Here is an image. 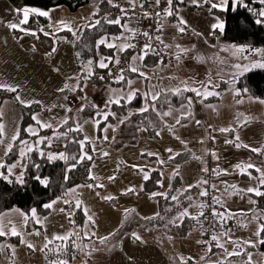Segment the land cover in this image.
Segmentation results:
<instances>
[{
    "label": "rangeland",
    "instance_id": "rangeland-1",
    "mask_svg": "<svg viewBox=\"0 0 264 264\" xmlns=\"http://www.w3.org/2000/svg\"><path fill=\"white\" fill-rule=\"evenodd\" d=\"M12 17L5 16L1 18L2 22H0V85L16 87L17 92L13 93L0 90L7 94L0 100V112H2V120L5 129L12 126L13 122H10L14 121L16 115L17 118H20L18 127L20 131H24L29 139H35L37 141L39 137H43L44 131L52 128L41 129L39 125H36L35 121H33V115H37L40 121L50 123L52 126L59 123L61 119L66 116L71 117L67 124L68 127H71V124H73L75 120V116L80 112L81 106L91 104V102L88 100L80 102L81 99L78 97H81V94L77 95L76 91H70L67 92V94L66 92L58 91V89L64 87L66 82L75 85V79L69 80L68 78L76 77L77 73H80L76 66L77 55L73 48L74 41L59 38L55 45L56 51L52 55H46L52 48L49 52H46V50L39 45L37 40L34 41V39L30 40V38L22 37L16 33L17 31L13 33V31L8 29L5 24L7 21L11 20L12 22H18V19L14 16ZM33 46H35V51L32 50ZM241 48L242 47L239 49ZM220 57H222V60L217 64L215 62L205 63L212 74H219L224 77V81L230 84V89L234 88L233 83L239 77L253 71L264 70L261 68H251V64L254 62H264V48L258 49L252 56L246 55L243 49L242 51H238L237 49L234 53L228 52L225 54L222 52ZM235 64L247 66L250 70L240 75V70L234 67ZM234 76L235 80L233 81ZM110 93L111 90L108 89L106 100ZM17 95L27 103L33 101H39L40 103H31L30 107L23 105L15 99ZM83 95L84 91L82 92V96ZM65 96L75 98L79 102L76 109H71V112L66 111L69 107L66 103ZM162 100L164 101V99ZM103 105L104 103L100 105L101 109ZM179 109L180 108L174 110V113L172 112L174 115L172 117H178L180 115ZM150 112L152 114L153 111L150 110ZM191 112L193 114L192 116H194L195 111L193 107ZM127 116H129V110L125 117ZM125 117L109 115L108 118H111L113 122L107 118L106 121H101L102 126L99 127H96V120L94 119H88L81 124L83 138L86 136L89 141L92 142L85 147V151L92 156L91 160H85L88 165L89 180L86 183L78 184L67 189L65 193L54 200L55 203L52 204V208L60 206L63 209L66 208V211L63 212L61 217H58L56 221L47 219L48 223H45V226H39L36 230L40 231V235H35V228L32 232H28L26 229V233H22L21 224L15 221L14 223L17 230L23 234L24 240L37 243L46 237H51L54 242L55 239L53 238L56 235H66L73 232L79 235L80 232L83 231L84 236L90 234V236L92 235L94 237L93 243H95L100 250H105L108 246L106 244L102 245L100 239L104 236L112 235L113 237L110 240L116 241L117 234L115 233H118V230H120L121 221L123 219L122 215H126L125 210H128V213L123 220L129 224V227H125L124 230L122 228L123 234L128 237H134L133 234L137 236L136 233H138L139 230H135V223H133L135 214L139 218L144 219L146 217H153L158 213V207L154 202V196L143 192V183L145 181L143 178L144 173L147 172L150 176V173L154 170H159L161 174L160 189L155 193L166 194L172 176L177 173V168L179 172L178 177L181 181V188L178 192H183L185 189H188L189 185H193L190 189L192 204L186 208L191 216H197L200 211L198 205L202 201L207 202L211 200L212 195H216L222 200L227 197L235 198V200L240 198L248 199L245 197V194L231 196L222 195L218 187L215 192L210 190V195L208 197H201L199 193L203 190V187L207 186H195L202 179L208 180L210 185H215L213 181L215 176L213 178L211 170L221 167L224 164L230 167V176L233 175L237 178L239 170L235 169L234 166L240 163L245 164L249 159L247 158L244 148L240 147L237 149L234 144L225 143L226 139H230L229 137L224 139L215 137V142L204 137L202 139L204 143L201 144L198 140L193 139L194 146H192L191 142H186L184 140L186 139V132L191 133L190 130L187 131L182 128L177 131L178 126H176L174 131L170 132L168 129L172 125L168 122L161 124L155 123L158 122L156 121L158 116L154 114L152 115L151 127L149 126L150 129L153 130L151 133L152 136L149 135L148 127H136L134 131L126 130L127 127L122 128V124H120L118 120L119 118L124 119ZM134 117L135 115L131 114L126 122L130 124L129 121H131V123L136 124L137 120ZM195 118L196 116L189 122L190 125L188 129L191 126L192 129L195 126L198 128V125L195 123ZM128 124L126 126H128ZM61 125L62 124L58 125L54 129H57ZM29 126H33L39 135H29L25 131ZM157 132L160 133L159 136L156 135ZM13 133L12 131L6 133L5 143L8 142ZM104 136H107V140L103 139ZM177 136L180 138L179 140L175 138ZM181 141L186 143V147ZM61 144H52L50 153L54 154L53 147ZM63 146L65 148V144ZM194 148L196 151L194 154H191V150H194ZM167 149H172L173 154L181 153V155L176 156L173 160H169L170 154L166 151ZM2 151H4L3 145L0 146V152ZM213 151L219 159H215L211 155ZM105 152L108 153L107 156L103 155ZM148 153H153L154 155L149 156L147 155ZM194 157H200L201 159L198 160ZM161 160L164 161L163 164L158 162ZM203 167H207L209 172L204 173L202 171ZM141 169L144 171H140ZM13 172L17 175L19 170L14 169ZM110 177H114V180H110ZM88 184H92L93 187H87L86 185ZM235 185L240 189H246V187H242L237 183ZM130 188L135 189V191L127 192ZM229 191H231V189H229ZM107 197H112V199H106ZM65 201H69V203L73 204L71 205L68 203L72 206L73 210V215H71V217L68 215L70 211ZM76 201L81 202L80 208L74 207ZM77 209H81L85 219L81 229L76 227L74 219ZM84 210L87 211V214H85ZM88 216H91V221L87 219ZM202 219L200 220V225L201 221H203ZM70 220L74 221V223H70ZM179 221L180 220H178V222ZM213 222L212 219V224L210 226L212 230L210 231L211 236H208L209 238H211L215 232L216 224ZM64 224L66 226L60 229ZM261 224H264V222ZM204 227L203 225V228L200 229L197 223L188 234L189 237L184 239V241L189 244V248L193 247V249H199L205 246L208 247L209 242L207 245L200 246L199 244L197 247L192 243L195 236L194 234L197 233L199 234V236L196 235L198 243H200V233L204 235V231H206V227ZM203 238L205 237L203 236ZM16 239L20 241V237ZM74 239H76V237H73L72 241L68 242V249L73 247L72 242ZM239 239L240 238L237 237L235 241ZM8 240L9 243H7V245L16 247L13 240L10 238H8ZM58 242L62 243L60 240ZM20 245L22 246L18 250L14 248L15 255L12 256L11 259L10 251L8 249L4 250V255H6V258L8 256V260H10L12 264H19L18 258L21 259L24 257L23 255L29 253L24 247L25 244L20 242ZM232 245L233 247L235 246L233 243ZM67 254L69 255L70 253ZM19 255H21V257H19ZM2 260L5 261V258Z\"/></svg>",
    "mask_w": 264,
    "mask_h": 264
},
{
    "label": "crops",
    "instance_id": "crops-1",
    "mask_svg": "<svg viewBox=\"0 0 264 264\" xmlns=\"http://www.w3.org/2000/svg\"><path fill=\"white\" fill-rule=\"evenodd\" d=\"M220 0H211V3H219ZM107 3V2H103ZM101 4L97 0H89L88 3L78 9L75 12H68L64 8L54 7L49 10L51 11V20L43 17H34L35 22H37V28L43 27L45 31L52 32L53 29L47 27L49 23L55 25V23L59 20L72 21L75 22L76 25L84 24L85 17H89L94 9ZM231 5V8L234 9L240 3L234 4L232 0H229L228 5ZM227 5V6H228ZM180 12L179 15L183 17V19L187 22L186 31L184 33H179L176 27V17H169L164 21L163 30L157 35H160L164 40L165 44L170 45L169 48H164L162 45L161 48L164 50L175 53L176 45L179 44L182 48L189 49L187 55L183 56L181 61L176 63L173 67H169L164 64L157 65L155 67L146 69L142 65L140 70L147 74L150 78L148 81H144L142 78L138 77L137 74L132 79L136 80V83L132 85L133 88H138L141 92L155 87V91H160L161 89H171L175 88L181 84L182 81L187 80L190 85H194L197 88L201 87V82L207 83L209 77L211 78L213 85H218L216 91H218L221 83H226L224 77L219 74H212L210 69L207 67L205 62H215L216 64L222 60L221 53L227 54L228 52L234 53L239 49L238 46L229 45L222 37V31L219 29L215 30L213 33L212 25L221 23L219 22L211 13V4L203 3L199 7L192 5L190 0L186 4H182L179 6ZM220 11V8H215ZM16 10L8 0H0V22L1 18L5 16H14L18 19ZM43 10V9H42ZM113 10V9H112ZM13 18V17H12ZM12 22L7 21L5 24ZM129 24L133 27V23L130 20ZM23 27L27 28L26 25ZM9 29V28H8ZM16 32V31H15ZM13 32V33H15ZM68 32V31H60ZM17 34L21 35L25 38H30V40H37L39 45L49 52V50L53 46V42L57 37L44 36L43 34H39V38H35L31 35H26L22 32L17 31ZM243 49V48H241ZM127 53V54H126ZM123 54H126L128 57L130 55V50L125 53H122L120 56L124 57ZM125 57V58H126ZM131 73V72H129ZM78 74V73H77ZM228 83V82H227ZM230 87V86H229ZM227 88L224 92L221 93L219 97L210 96L204 103H200L196 98L193 92H185V97H192L194 116L187 121H182L186 126L177 125V131L180 129L190 130L191 133L186 132V136L184 139L186 142H191L192 146L193 139L200 141L207 137L209 140V136L218 137L219 139L224 138H232L233 133L222 134L219 131H214L213 129H219L221 127H228L229 125H235L237 115L239 116L241 122L247 119V123L242 128H237L236 133L239 135V141L242 145H248L249 148H244L246 152L247 158L249 159L245 164L252 163L256 167L264 170V155H258L257 153H253L250 151L251 148H257L264 151V104L260 103L261 100L251 98L247 92L241 91L237 88ZM122 87L116 88H108L111 89H120ZM107 89V91H108ZM230 90H239L241 95L239 97H234L233 91ZM107 95V92H106ZM111 93L109 94V96ZM141 97V96H140ZM107 96H105L106 100ZM161 98L158 102V109L160 111L167 110L169 105L166 104ZM168 99L171 101V106L173 111L180 108L181 104L184 103L183 97L179 96H169ZM240 99L242 103H236V100ZM143 106V99L141 97ZM217 100V101H215ZM121 103H124L123 101ZM214 105L217 108L216 112H213L211 108L206 107L205 105ZM131 114H139L136 109L129 110ZM174 113V112H173ZM172 113L171 116L165 117L163 121L157 117L155 123H164L168 122L170 125H175V119L177 116H174ZM156 115L155 112H150L149 119L152 120V115ZM195 120L201 121V125L196 128V126L192 129V126L188 129L190 125V121L195 117ZM67 117V116H66ZM64 117L61 121L55 124L52 129L56 128L58 125L63 124L65 120ZM130 117L127 116V119ZM127 119L119 118L118 122L124 120L126 124ZM13 122V123H12ZM1 123L3 120L1 119ZM12 126L8 127L4 131L9 133L10 131L15 132L19 127L20 118H17L15 115L14 121H11ZM124 123L121 126L125 125ZM126 126V130L134 131L137 127L135 123H131ZM209 125L212 127L210 128ZM201 144V143H200ZM1 146V145H0ZM23 147V145H22ZM196 149L191 150V154H194ZM251 158V160H250ZM5 160L4 151L0 152V161ZM210 165V164H209ZM210 167V166H209ZM220 170H227L230 173V167L227 164H224L221 167H217ZM248 171L252 172L253 176H256L252 169H248ZM211 172V171H210ZM238 174V173H237ZM211 175L214 176L211 172ZM215 185H217L218 190L221 191V194L224 195L225 185L223 182H227L228 185H234L237 183L242 187H255L256 181L254 179H250L247 175L238 174L237 178L230 174L225 175L221 174L218 177L215 176L213 179ZM186 190V189H185ZM191 191V190H190ZM247 200L244 198H240L235 200V198L227 197L225 199H221L224 202V209L230 211L231 214H235L234 218L228 219L224 224L223 228L220 227L219 224L215 223V232L214 235H219L222 231L228 230V236H220V242L224 244V247L229 251H232L233 245L232 243H226L225 241L230 239L235 241L237 237L240 239L237 241L240 244V248L238 249L241 252L252 253V261L254 264H264V244L258 243L259 239L264 238V234H260V237H257L256 233L259 230L261 223L264 222V211H260L256 207V202H250L249 195H245ZM252 200L255 201V197H251ZM208 203V202H207ZM75 207V206H74ZM219 207V206H217ZM57 208V209H56ZM56 208H50V213L46 217L37 216V218L42 222L45 226L48 221L47 219L56 221L58 217H61L60 210L63 209L60 206ZM54 209V210H53ZM66 209V208H65ZM224 209H219L220 211H224ZM21 211L17 209H11L9 211L3 212V218L5 222L11 219L13 222L18 221L21 224L22 233H26V227L23 224V217L21 216ZM123 219L126 215H122ZM122 219L120 230L124 225V220ZM142 219V218H140ZM147 220V219H143ZM201 220V219H200ZM61 221V220H60ZM34 222V221H33ZM50 222V221H49ZM46 223V224H45ZM199 227L201 229L200 223ZM35 230L41 226V224L35 223ZM66 225L64 224L63 229ZM33 231V230H32ZM31 231V232H32ZM61 231V230H60ZM29 232V231H28ZM118 233H115L118 235ZM139 239L135 237L117 236L116 241H111L110 239L113 237L112 235L104 236L109 237V239L105 243H100L102 245H107L108 248L105 250H100L95 243H93L94 237L90 234L85 235L83 231L80 232L79 235H76V239H74L75 247H71L68 251L63 254V258L68 261V264H217L218 261H221L222 264H244L247 260L246 255H233L231 257L225 256L223 251L220 248L215 247V242L211 241V238L205 239L204 235L200 233V243H198L197 236L199 234H194V238L192 243L196 245V247L200 244L207 245V243L201 242H209L213 244L212 251L208 252L207 247L204 248H189L188 243L184 241L189 236L184 238H179L172 234H165L163 231L156 230H147V231H139L136 233ZM197 235V236H196ZM90 237V238H86ZM8 238L13 240L15 243V250H18L22 245H20V241L16 239L17 237L8 236L3 237V241L1 243L7 245L9 243ZM48 238V237H47ZM103 238V237H102ZM51 239V237H49ZM59 240H54L52 244L49 245V248H54L56 245L61 244L58 242ZM252 241L255 243V247H249L245 242ZM41 242V243H40ZM40 242L31 243L35 246V250H30L27 246L24 245L28 254L23 255V258H18L19 264H50V261L56 259V256L53 253H47L46 251H41L46 240L42 239ZM113 243V244H112ZM20 245V246H19ZM51 245H53L51 247ZM73 248V249H72ZM7 249V248H6ZM250 249V250H249ZM25 252V250H24ZM4 251L0 253V264H12L10 260H8V256L4 255ZM67 253H70L69 255ZM18 256V254H17ZM5 258V261L2 260ZM21 257V255H19ZM203 257V259H202ZM183 258V259H182ZM14 263V261H13ZM16 264V263H14Z\"/></svg>",
    "mask_w": 264,
    "mask_h": 264
},
{
    "label": "snow or ice",
    "instance_id": "snow-or-ice-1",
    "mask_svg": "<svg viewBox=\"0 0 264 264\" xmlns=\"http://www.w3.org/2000/svg\"><path fill=\"white\" fill-rule=\"evenodd\" d=\"M145 2L146 0H127V4L130 6L129 8L123 7L121 4L117 2V0H107V3L112 8L119 9V15H117L115 18H112L110 14H104L103 16H100V9L99 7H96L94 11L91 13L89 17H85V23L82 25H76L75 22L72 21H65V20H59L53 25L52 23H49L47 25L48 28L53 29L52 32L45 31L43 27L37 28V29H29L23 27L24 25L29 23L30 17H43L47 18L48 20H51V11L52 10H42L40 8L36 7H24L23 9H17L16 13L18 16V22H10L7 23V27L15 32L19 31L26 35H31L35 38H39V34H43L44 36H51V37H57V33L60 31H68L72 34V36L75 38L74 43H78L83 39V34L85 31H96V30H102L104 25H114L117 26L120 29V32L118 35H109L107 33H103L98 36V38L95 40V43L93 45L95 49L96 56L99 57L98 59H88L87 61H81V72L77 74L76 77H69V80L75 79L76 83L75 85H72L68 82L64 84V87L61 89H58L60 92H70V91H80L83 92L84 87L86 86L87 82L96 75L95 69H107L108 75L112 77V82L116 84L123 83L125 85L124 88L120 89H111V95L108 97V99L105 101L103 108L101 109L100 105H91L93 108L98 109L95 113V117L99 118L96 120V127H99V124L101 121H106L109 115L115 116V113H112L110 111L111 105L115 104L117 106H122L121 102L123 101L125 104H130L134 99L137 98V96H141L143 99V106L138 109L137 111L139 113H144L148 111H153L156 113V115L163 121L165 117L171 116L173 109L171 106V101L168 99V97L171 96H179L183 97L184 103L180 106V115L176 117L175 119V125H172L169 127V131H174L175 127L177 125L179 126H186L182 123V121H187L192 118V112H191V106L193 104V98L192 97H185V92H193L198 99L200 103H204L205 100L208 99L210 96H216L219 97L221 94L216 91V88L218 85H213L211 78L209 77L207 83L201 82V87L197 88L194 85H190L187 80L182 81L180 85H178L175 88L171 89H161L160 91H155L156 86H152V88H149L146 91L141 92L138 88H133L132 85L136 83V80L127 77L126 72H131L137 74L138 77L142 78L144 81H148L150 78L147 76L146 73L140 70V67L144 65V61L149 56H157L159 57L157 64H163V56L160 52V49L156 47L157 44L162 45L164 48H169L170 45L165 44L164 40L160 35L153 36L148 31H141L139 28L131 27L129 24V21L131 19H135V9L140 7L141 9L145 8ZM165 5L161 8L160 11L155 12L156 17V29L155 31L157 33H160L163 30L164 21L169 17H176V27L179 33H184L186 31V24L187 22L179 15L180 12V5L186 4L188 0H153L152 7L160 8L161 4ZM202 0H190V3L192 5H195L199 7L201 5ZM234 4L236 3H242V0H232ZM257 2L261 5H264V0H257ZM101 3H103V0H101ZM203 3H210L211 8H220L221 10H227V5L229 3V0H220L219 3H211V0H203ZM243 7L247 8V4H242ZM249 11H252V9H249ZM132 13V15H130ZM256 15L259 17L255 20V23L260 25L264 24V8H262ZM99 17V18H97ZM143 18L150 19L152 18V13L148 10L143 11ZM123 21V23H122ZM213 33H215L216 29H219L223 31L224 25L222 23H217L212 25ZM138 36H143L145 38V42L142 46L139 47V50L136 51L132 56L131 59L128 62L127 68H119L116 75H113L112 68H110V65L117 66L120 65L121 59L120 55L122 53L127 52L129 49H136L137 44L134 42ZM22 38V37H21ZM58 37L53 42V47L49 53L46 55H52L56 51V43L58 42ZM105 47L107 49L112 50L111 55H102L100 53L101 47ZM84 47H88L87 45H84ZM176 52L174 53L175 59L179 63L183 56L187 55V52L189 49L182 48L179 44L176 46ZM33 51H35V46H33ZM238 51H242V49H238ZM77 58H79L80 53H76ZM234 67L238 70H240L239 74L243 75L245 71H249L250 68L247 66H243L240 64H235ZM251 68H261L264 69V62H254L251 64ZM58 71V69H57ZM105 77L103 75L99 76L100 80H103ZM235 80V76L233 77V81ZM0 90H6L8 92H17L16 87H12L10 85H0ZM233 91L234 97H239L241 95L239 90H230ZM246 91V90H245ZM79 99H84L83 96L78 97ZM161 98L164 99V102L169 105L168 109L165 111H160L157 107L158 102L161 100ZM15 99L26 106H31V103H40L39 101H33L30 103H27L23 101L19 95L15 97ZM65 99H67V96H65ZM243 101L240 99L236 100V103H242ZM260 103L264 104V100H261ZM208 108H211L213 112L217 111L216 106L208 104L205 105ZM50 110V109H49ZM84 110V106H81L80 111ZM67 112H71V108L66 109ZM131 115V113H129ZM242 114L237 115L236 123L235 125H229L228 127H221L219 129H213L214 131H219L222 134L227 133H233V137L230 139H226V144H234V146L239 149L240 147L249 148L248 145H242L240 143H237L239 141V135L235 134L237 128H242L244 125L248 122L247 119H245L243 122L240 121L239 116ZM0 119H2V112H0ZM33 121H35L36 125H39L41 129L44 128H52L53 126L50 123H44L38 119L37 115H33L32 117ZM69 119L71 117H66L63 121V124H68ZM127 119V117H125ZM120 123H124V120H121ZM195 123L199 126L201 125V121L197 120ZM167 126V125H166ZM211 128L212 126L209 125ZM5 126L3 123H0V145L4 146V156L5 158L8 157L14 149L17 148V144L23 145V147L19 148L18 152V160L12 164H8L6 160L0 161V178L7 180L9 183L12 182L10 179L14 172L13 170L17 168L18 166L21 168H25L26 164L24 163L25 159L28 157V154L33 151H38L41 157H46L49 161H55L57 159L63 160L67 162L68 160L73 161L72 164H70L66 168V173L70 172L76 167L77 163L83 162L84 160H91L92 156L88 154L87 151H85V147L88 144H91L92 142L89 141L88 137H84L81 140H74L73 142L77 143L80 148V154L79 156L76 155H66L64 152L60 153H45L42 150L39 149L38 145L40 144H47L48 147H51L53 139H60L61 137H67L68 132H71L73 130L75 131H82V126L77 123L75 129L69 127L68 132H58L54 130V135L50 137H39L36 141V147L29 145V142L26 140L21 139L20 137V129H17L7 143H5V136L6 133L4 131ZM25 131L32 136H38V132L33 126H29ZM106 131V129H105ZM159 132L156 133L157 136H159ZM176 139H180L178 136L175 137ZM103 139L107 140V136H104ZM209 139H211L213 142H215V137L209 136ZM182 144L186 143L184 141H181ZM200 143H204L203 140L200 141ZM94 151V149H93ZM166 151L169 152V160H173L176 158V156L181 155V153H174L172 152V149H167ZM250 151L253 153H257L258 155H264V151L257 148H251ZM104 156H107L108 153H103ZM147 155L151 156L154 155L153 153H148ZM211 155L215 159H219V157L216 155V153L213 151ZM195 159H201L200 157H194ZM160 164H163L164 161H158ZM235 169L239 170L240 175H247L250 179H254L256 181L255 187H247L246 189H240L236 185H228L227 182H223L225 185L224 188V194L231 196V195H249L250 202H256L251 199V197H264V170L256 167L252 163H240L234 166ZM248 169H252L255 173H257L256 176H253L252 172L248 171ZM140 171H144L141 169ZM202 171L204 173H208L209 169L207 167H203ZM212 174L215 176H219L221 174L228 175L230 173L227 172V170H220L219 168L212 169ZM179 174L178 168H177V175ZM91 176V174H90ZM144 180L147 181L150 176L147 172L144 173ZM38 180L45 186H47V180L42 179L40 177H37ZM68 179L67 174L65 175V180ZM110 180H114V177H110ZM16 182L17 183H23V172H21L19 175H16ZM89 188H92V184L86 185ZM197 187L207 186L203 187V190L199 193L201 197H208L210 195V190L212 192L217 191L216 185H210L209 181L206 179H202L198 182ZM102 187V186H101ZM193 187V185H189L188 189L185 191L190 190ZM231 189V191H229ZM74 190V189H73ZM135 189H128L127 192H134ZM127 194V193H125ZM152 196L160 195L163 196L165 199H171L173 201H178L177 196H171L169 197L165 193H152ZM106 199H112V197H107ZM189 200H191V197H188ZM55 203L53 201L52 203L44 205L45 208H52V204ZM66 204L69 203V201H65ZM81 202L76 201L75 207L80 208ZM219 206V207H217ZM200 211L197 216H191L187 209H184L183 211L179 212L178 216L174 219L169 221V223L173 224L174 226H179L176 224V220H183L184 218H190L192 220H195L197 223H200L201 217H204V209L209 208L211 210V217L213 221L220 225L221 228H223L224 224L227 222L228 219L234 218L235 214H231L229 210L224 209V202L221 201V199L216 196H211V203H207L202 201L198 205ZM219 209H224V211H220ZM61 212H65L66 209H61ZM85 211V214H87V211ZM126 215L128 213V210H125ZM69 217H71L72 213H68ZM21 216L23 217V224L25 227L28 226V214L21 213ZM159 217V213L155 214L153 217H146L144 219L151 220ZM31 218L35 223L41 224V227H43L42 222L37 218L36 216V210H31ZM87 219L91 221V216H88ZM70 223H74V221L70 220ZM201 228H203V225L201 224ZM261 232H264V224H261L259 230L257 231L256 235L257 237H260ZM14 236V237H20V242L22 244H26L27 248L30 250H35V246L31 243H28L23 238V234L17 230V227L15 223L9 219L5 222L3 215H0V237H8V236ZM35 235H40V231L36 230ZM78 235L77 233H68L66 235H56L53 239L60 240L62 243L59 245H56L54 248H49V245L53 243L52 239L45 238L46 242L41 248V251H46L47 253H53L56 256V259L50 261V264H68V261L63 258V254H65L68 251V242L72 241V238L74 236ZM94 235V233H93ZM136 239H139L138 236H135ZM220 236H228V230L222 231L219 235H212L211 241L215 242V247L220 248L225 256L231 257L233 255H246L247 260L244 262V264H254L252 261V253H246L241 252L238 249L240 248V244L237 241H232L230 237L228 240H226V243H233L235 247L232 251H229L227 248L224 247V244L220 242ZM90 238V237H86ZM109 237H103L101 238V243H105ZM201 243H208V242H201ZM249 247H255V243L252 241H246L245 242ZM258 243L264 244V238L259 239ZM72 246L75 247L74 241L72 242ZM213 244L208 243L207 251H212ZM8 249L11 253L10 259L12 256L15 255L14 252V246L12 245H5L3 243H0V253H2L5 249ZM183 259V258H182ZM203 259V257H202ZM217 264H222L221 261H218Z\"/></svg>",
    "mask_w": 264,
    "mask_h": 264
},
{
    "label": "trees",
    "instance_id": "trees-1",
    "mask_svg": "<svg viewBox=\"0 0 264 264\" xmlns=\"http://www.w3.org/2000/svg\"><path fill=\"white\" fill-rule=\"evenodd\" d=\"M89 0H8V2L15 9H23L24 7H36L43 10H49L54 7L64 8L68 12H75L78 9L84 7ZM242 4H247L248 7L245 8ZM100 9V16L104 14H109L112 11V7L108 3L98 4ZM264 5H261L257 0H242V3L238 4L235 9L231 8L229 4L227 10L220 11L218 9L212 8L210 13L217 18L223 25L224 29L222 31L223 39L233 46L242 47L246 55L252 56L254 52L258 49L264 48V24H256L255 20L259 18L256 13H258ZM252 9V11H249ZM115 18L114 16H111ZM99 18V17H97ZM123 23V21H122ZM29 29H37V22H35L33 17H30L29 23L26 24ZM120 29L114 25H104L102 30L96 31H85L83 34V39L78 43H74L75 53L79 52L80 56H76V66L81 72V61H87L88 59H98L96 56L95 49L93 47L95 40L99 35L107 33L109 35H118ZM59 37H65L68 41H75V38L70 32H61L58 34ZM87 45L88 47H84ZM100 53L102 55H111L112 50L105 47H101ZM127 54V53H126ZM123 54L124 57L127 55ZM158 58L154 56H149L144 61V68L149 69L157 66ZM110 65L109 67H111ZM96 75H94L87 83L92 85H99L106 83L107 81V69H95ZM103 75L105 78L103 80L99 79V76ZM126 76L133 78L134 74L126 72ZM108 88L122 87L125 85L123 83L116 84L113 82L107 83ZM234 87L245 91L248 95L257 100H264V70H257L247 73L233 83ZM230 86L229 83H221L218 89L221 94ZM67 94V92H66ZM77 95L82 96V92L76 91ZM7 94L4 91H0V100L3 99ZM217 101V100H215ZM90 103V102H89ZM142 104L141 97L138 95L130 104L121 103L122 106H117L115 104L111 105L110 111L115 113V115L120 117H125L128 110L140 109ZM91 104L84 106V110L80 111L76 116L71 128L75 129L76 124L80 125L88 119L97 120L99 118L95 117L96 111L98 109L93 108ZM150 111L135 114V119L137 128L148 127L149 135L153 132L151 127V120L149 119ZM108 120L112 121L111 118ZM113 122V121H112ZM127 123L122 126L126 127ZM99 126H102L100 122ZM150 126V127H149ZM68 125L62 124L57 129H49L43 132V137H50L54 135V130L58 132H68ZM152 136V135H151ZM20 137L23 140L29 142V145L36 147V140L29 139L24 131H20ZM83 139L81 131H71L68 132L67 137H61L60 139H53L52 144L59 143L65 144L66 155H76L79 156L80 148L79 145L74 140ZM51 144V145H52ZM22 145L17 144V148L5 158L8 164H12L18 160L19 148ZM39 149L43 152L50 153V147L46 144H40ZM25 168L17 167L15 169L19 170V175L23 172V183L16 182V175L14 174L10 179L9 183L7 180L0 178V215L11 209H18L24 214H28V226L26 229L32 231L35 228L33 219L31 218V210H36V215L41 217H46L50 213L49 208H45L44 205L52 203L56 198L60 197L67 189L78 185L86 183L88 179V165L84 160L83 162L77 163L76 167L70 172L66 173V168L73 163V161L68 160L63 162L62 160L49 161L46 157H41L38 151H33L28 154L25 159ZM67 174L68 179L65 180V175ZM40 177L47 180V186L42 184ZM161 174L159 170H154L150 173V178L143 183V192L147 194H152L160 189ZM181 188V181L177 173L172 176L170 186L166 194L171 196H177L178 201H173L170 198L165 199L163 196H154V202L157 204L159 217L151 220L140 219L135 214V230L147 231L156 230L163 231L165 234L175 235L179 238H184L193 230L197 222L190 218H184L182 221L176 220V224L179 226H174L169 223V221L174 220L179 212L188 208L192 204V200H189L190 190L178 192ZM256 207L260 211H264V197H255ZM75 222L76 227L82 228L84 224V216L81 209H77L75 212ZM202 219V217H201ZM215 224V222H213ZM131 226V225H130ZM125 227H129L127 222H124L123 230ZM121 228V231H122ZM119 233L120 236H124L123 231ZM263 235L264 232H261ZM118 235V236H119ZM119 236V237H120ZM3 237H0V243L3 241ZM53 245H51L52 247ZM250 250V249H249Z\"/></svg>",
    "mask_w": 264,
    "mask_h": 264
},
{
    "label": "built area",
    "instance_id": "built-area-1",
    "mask_svg": "<svg viewBox=\"0 0 264 264\" xmlns=\"http://www.w3.org/2000/svg\"><path fill=\"white\" fill-rule=\"evenodd\" d=\"M98 2L101 3V0H97ZM103 2H107V0H103ZM117 2L119 4H121L123 7L125 8H129L130 6L127 4V0H117ZM152 2L153 0H146L145 2V8L141 9L140 7L137 6V8L135 9V19H131L132 23H133V27L139 28L141 31H148L150 32L153 36L157 35V32L155 31L156 29V17H155V12L160 11L162 7H164L165 5L161 4L160 8H155L152 7ZM148 10L152 13V18L150 19H145L143 18V11L144 10ZM111 16L116 17L117 15H119V9L117 8H113V10L109 13ZM130 15H132V13H130ZM137 44V48L136 49H129L130 50V55L128 57H121V63L120 65L117 66H111L110 68H112V73L113 75H116L118 72L119 68H127L128 66V62L131 59V56L139 50V47L143 45V43L145 42V38L143 36H138L136 38V40L134 41ZM157 48L160 49V52L163 56V61L164 64L169 66V67H173L174 65H176L177 60L175 59L174 53L164 50L163 48H161V46L159 44L156 45ZM154 57L158 58L157 56L153 55ZM108 82H112V77H110L107 74V81L106 83H102L99 85H92V84H86V86L84 87V99H81L80 102L82 101H90L93 105H101L103 103H105V96H106V92L108 89ZM66 103L68 105V107H70L71 109H76L77 104L79 103L75 98L72 97H67L66 99ZM64 144L61 145H57L53 147V152L54 153H60V152H64L66 154V149L63 146ZM208 203H211V200L207 201ZM71 204V203H69ZM68 205V210L72 213L73 215V210H72V206ZM203 221H201V224L203 223V225L206 227L204 231V237L205 239H209L208 236L210 235V231L212 230V228H210L211 224H212V217H211V210L209 208H205L204 209V217H202Z\"/></svg>",
    "mask_w": 264,
    "mask_h": 264
}]
</instances>
